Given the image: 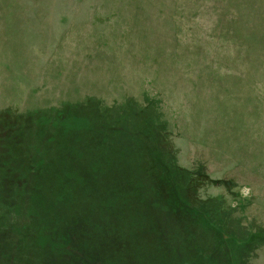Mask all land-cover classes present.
<instances>
[{"label":"trees","instance_id":"1","mask_svg":"<svg viewBox=\"0 0 264 264\" xmlns=\"http://www.w3.org/2000/svg\"><path fill=\"white\" fill-rule=\"evenodd\" d=\"M0 3L5 16L6 11L12 13L11 18L0 21V29L7 25L12 34L18 32L19 43L27 48L21 58L32 56L29 61L21 60L26 67L18 73V112L33 90L31 79L38 73L48 72L68 100L53 109L49 122H38L33 129L30 123L38 112L35 100L30 109L23 110L29 111V117L18 115V120L24 117V128H18L19 138L31 137L33 141L30 157L21 163L18 173L14 171L17 161L8 149L14 142L15 117L0 120V232L9 231L18 240V264H104L99 253L90 257L82 253L86 233L103 234L115 242L107 264H146L144 247L135 238L156 241V251L164 253L158 264H169L172 258L176 264H184L181 258L187 253L161 243L174 231L194 242L191 229L198 222L209 227L215 245L224 247L223 251L228 243L242 247L250 240H264V211L258 209L261 197L240 195L241 188L250 192L240 182L242 162L234 163V167L222 165L223 159L244 147L239 144L244 128L237 127L240 124L232 116L231 127L220 124L224 121L219 109L226 103L220 105L219 95H214L217 79L205 74L214 68V54L205 56L204 64L198 67L199 57H193L203 39L200 34H190L195 24L202 26L206 37L209 30L221 29L226 38L234 37L233 46H228L241 50L244 57L246 46L234 30L240 9L231 10L223 0L215 12L217 19L211 20L201 14L207 5L201 6L199 0H21L17 10L5 1ZM186 10L191 11L189 17ZM183 18L188 21L185 28ZM253 26L263 31L254 43L260 46L264 39L263 14L257 15ZM134 34L164 43L148 42L150 52L142 54L144 46L137 44ZM123 41L128 42V49L118 54L106 50ZM125 59L135 62L136 69L120 72ZM164 63L166 70L160 68ZM77 65L84 70L80 76ZM175 70L179 71L177 78L170 82L165 74ZM114 72L122 77L116 80ZM84 73L86 76H82ZM66 74L75 83L65 80ZM14 82L0 75V85ZM219 92L226 96L221 83ZM16 110L17 104H13L12 112ZM0 111L6 114L1 105ZM219 131L221 134L216 135ZM210 135L217 136L214 143L205 142ZM61 142L66 148L59 156L62 172L45 187L42 172L48 164L38 162L40 149L47 146L50 152H58L56 146ZM100 148L105 158L122 155L126 163L121 171L107 161L102 166L96 156ZM115 149L117 153L112 152ZM51 154L44 158L48 163L51 158L55 161ZM132 156L139 158L138 163L132 162ZM155 163L162 166L166 179L156 168H148ZM171 171L186 177L182 187L177 185L178 177L167 175H172ZM222 197L229 198L228 202ZM154 212L156 216L151 217ZM17 220L15 233L16 228L11 226ZM241 225L246 230L239 229ZM241 231L245 232L242 237ZM30 241L37 243L34 250L47 263L28 258L26 243ZM39 246L46 249L42 251ZM255 264H264V257Z\"/></svg>","mask_w":264,"mask_h":264},{"label":"rangeland","instance_id":"2","mask_svg":"<svg viewBox=\"0 0 264 264\" xmlns=\"http://www.w3.org/2000/svg\"><path fill=\"white\" fill-rule=\"evenodd\" d=\"M5 1L8 6L12 8V10L18 9V3L21 2V0H0ZM193 1V0H192ZM197 1V0H196ZM223 0H199V2H202L204 5H207V8L202 11V15L205 14V16L208 15V17L211 20H216L217 14V6L219 2ZM227 6L231 7V10L233 8L240 9L238 12V19L236 20L238 24L234 26L235 34L238 36V39L241 40L242 44H244L246 47L243 48V51H246V54L244 57L240 56L241 50H235V47L233 46V40L234 37H228L224 35V32L222 30L214 31V28L209 30L206 37V31L204 29L201 31L202 26L199 27V25H194L192 28H190V34L195 37H199L201 35L202 37V46L198 50V53L196 52L195 56L193 58H198L197 64L198 67H201L204 62L205 56L214 54L215 58V64L213 70L211 72H205L207 75H213L217 79V86L216 91L217 93H214V95L218 97V102L221 105L222 102L226 103V107L221 109V118L224 121L225 127L232 126V122H230L229 117L232 116L237 122V127H243L244 130L241 134V140L239 142L240 145H244L241 151L237 150L236 155H233V157L225 158L223 159V167H231L235 164L238 165L239 162H242L243 169L240 176V182L247 185L248 189L245 188L240 189V195L242 197H250V195L257 194L261 197V200L258 205V209L261 213L264 211V39L260 41V46H254V43L257 41L258 34L263 33V31L258 30V27L253 26V22H255V19H257V15L259 13L264 15V0H224ZM1 4V3H0ZM241 5V6H239ZM200 6V5H199ZM0 21L8 18H11V10L6 11L5 14H3L4 10L0 8ZM200 10V9H199ZM194 12V8L191 10ZM188 10H186V16L189 17V14L191 13ZM230 12H227V15ZM196 16V10L195 14ZM184 24L183 27L185 28V23L188 21L183 18ZM228 21V20H227ZM224 22V20H223ZM225 21V25H226ZM182 27V28H183ZM261 27V25H260ZM17 33L12 34L11 28L7 25L2 27L0 29V75L4 77L5 79H8L10 77L11 79L15 80L17 83H13L11 85H0V105L4 109V112L6 114L4 115L3 111H0V120L5 117H10L13 115V123L15 125V132L13 135L14 142L8 144V149L10 152V155L17 161L15 172L18 173V171L22 168L21 163H25L26 159H29V155L31 152L30 147L32 146L33 141L31 140V137H24L23 140L19 138L20 133L18 132V128L22 129L24 126V117L22 116L18 120V115H24L26 117H29V111H23L24 108L30 109L29 106L32 105L33 101H36V106L38 108L37 114L34 116L33 122L30 124L31 128H35L36 124L38 122L46 123L45 121L49 122V119L52 115L53 109H55L58 105H62L64 103H67V98L64 94V92L61 90V87L58 85L57 81H54L53 78H51L50 74L47 72L46 75L43 73H38L36 77L31 79V84L28 81L29 85L33 86V90L28 96L25 97L24 100V106H22L19 112H18V73L24 67L25 65L21 64V60L29 61L32 56H24L21 58L23 51H25L26 45L19 43L18 37L16 36ZM200 34V35H199ZM134 37V40L137 41V44L141 45L143 44V48L140 49L143 52L149 53V43H164L162 40H149L144 39L143 35L141 34H134L132 35ZM215 37H217L215 39ZM193 38L192 40H194ZM215 39V40H214ZM147 41V42H146ZM128 42H121L118 43V45L110 46L108 49L110 53L118 54L121 50L128 49L127 46ZM231 44L232 46L229 47L228 45ZM219 45V47H218ZM188 46V44L186 45ZM189 45L188 47H190ZM164 47V46H163ZM187 48V47H186ZM152 49V48H151ZM238 49V48H237ZM219 54V55H217ZM188 61V58L186 59ZM261 60V62H259ZM6 62V65L4 64ZM135 62L130 61L129 59H125L121 62V68L120 72L124 70L132 71L136 68L134 67ZM4 64V65H3ZM231 65H235L236 67L234 70L231 68V72L228 67ZM78 66L77 76H80L82 71V67L80 65ZM139 66V64H138ZM167 65L164 63L163 65H160V68L163 70L165 69ZM186 65L183 67L185 68ZM189 67V66H188ZM138 68V67H137ZM145 69V68H144ZM180 69L182 68V65L180 66ZM150 70V69H149ZM166 70V69H165ZM179 70V68H178ZM139 72V70H137ZM145 70L144 72H146ZM106 73V72H105ZM149 73V72H148ZM179 71H168L167 74H165L167 80L172 82L174 78H177V74ZM107 75V74H106ZM82 76H86V73H84ZM114 77L116 80H119L122 76L119 74H116L114 72ZM82 78V77H81ZM65 80L72 82V77L70 75H65ZM115 80V81H116ZM82 82V81H80ZM186 85L188 84L185 81ZM219 83L222 84L223 87L226 89V96H220L219 92ZM199 85L202 86L203 82L202 80L199 82ZM188 88H190V85H187ZM203 88V87H202ZM204 89V88H203ZM204 90L201 92L203 93ZM211 92V91H210ZM210 92H207L210 93ZM13 104H17V110L15 113L12 112V106ZM23 104V102H22ZM262 104V106H261ZM256 106V107H255ZM9 109L10 111L6 110ZM21 112V113H20ZM227 113V114H226ZM226 114V116H225ZM229 114V115H228ZM231 114V115H230ZM16 115V116H15ZM227 117V118H226ZM238 117L240 122L238 123ZM29 119V118H28ZM228 120V121H227ZM37 121V122H36ZM219 124V125H220ZM23 125V126H22ZM38 125V124H37ZM24 128V127H23ZM65 130V129H64ZM63 130V131H64ZM221 134L219 131L218 134ZM215 135V137H217ZM215 137L210 135L205 137V142H211L214 143ZM29 139V140H28ZM253 141L255 142V145L253 144ZM234 142V141H233ZM246 143V145L244 144ZM67 143V142H65ZM237 144V143H236ZM66 145V144H65ZM176 148L178 147L177 144ZM212 145V144H211ZM257 146V147H256ZM56 148L59 150L58 152H50L47 149V146L41 147L39 155L40 157L37 158L38 162L41 164L44 162L48 164V167H45L43 169V176H44V186L47 187V184L54 183V179L57 178L56 175L61 170L60 163L61 159L59 160V156L61 153L65 152L63 142L58 143ZM251 151V153H249ZM113 153H117V150H113ZM29 153V155H28ZM53 154L55 157V161L51 158L50 165L48 163V159H44L45 157L48 158L49 154ZM259 153V154H258ZM51 154V155H52ZM118 155V157L114 156ZM111 155L109 158H105V154L102 153L101 148L98 151V154L96 155L99 159V161L102 162V166H106V161L110 163H114L115 165H118L119 171L122 169L124 163L126 161L122 158V155L120 154H114ZM202 156V155H201ZM206 157H209L208 155H205ZM131 159L134 164L138 163L139 158H134L135 156H132ZM146 157V156H145ZM222 155H220V158ZM21 159V161H20ZM106 159V160H105ZM70 162L75 163V159L69 160ZM37 162V163H38ZM150 164V163H149ZM45 166V164H43ZM156 168L157 172L162 176L163 180L166 179L162 166L161 165H149L148 168ZM234 167V166H233ZM2 168V167H1ZM240 166L236 167V171H238ZM70 169V167H69ZM68 169V170H69ZM85 167H83V170ZM171 174H167L169 177H178L180 180L177 182V185L181 184L184 185V181L186 180V177L183 174L176 173V171H171ZM144 174V172H142ZM250 173L255 174L256 176H251ZM176 174V175H175ZM70 177V175H68ZM254 177V178H253ZM49 178V179H48ZM32 182H35L33 180ZM164 182V181H163ZM34 184V183H33ZM37 183L34 184V186ZM56 186V185H55ZM57 190V186L55 187ZM161 187V192H162ZM160 189V188H158ZM157 189L155 190V192ZM225 199V197H222ZM33 200L37 198H32ZM225 200H229V198H226ZM7 202V201H6ZM25 202H27V199H25ZM225 201V203H227ZM9 203V201H8ZM220 206L222 204L216 203ZM219 209V206H218ZM46 210V209H44ZM136 214V213H135ZM154 214V215H153ZM151 214L152 216H156V212ZM14 215V212H13ZM18 215V210L16 212V216ZM264 215V214H263ZM256 219V218H255ZM258 219V218H257ZM12 221V220H11ZM227 223L228 220H227ZM15 226H11V228H16L14 232H18V220L16 223L13 222ZM243 225L239 227V229H243ZM246 230V227H244ZM194 242H189L183 237H180L178 233L175 231L171 233L167 237V241H162L161 244H164V246L169 248H176L178 247L180 249V252L187 253V256L185 258H181L184 260V264H255V261H260L262 259V256L264 257V240H250L246 246H235L231 243H228L225 247V250L229 251L225 253V250L223 251L224 247L219 249L217 245H215L214 241V235L212 231H210L209 227H206L205 224L196 223L193 228L191 229ZM89 232V231H88ZM90 233V232H89ZM245 235V232L241 231L239 236ZM210 238V240H209ZM83 244H82V253L85 257H90L91 254L97 255L99 253V256H101L102 261L104 264L110 263L108 259V256L112 254L110 248L111 243L110 239H106L105 235L103 234H96V235H86L82 237ZM136 243L142 247H144L145 256L143 258V261L146 264H158V261L160 258L163 257L164 253H160L156 251V241L153 243L152 240H141V238H135L134 239ZM134 241V242H135ZM31 242V241H30ZM158 242V241H157ZM115 242L113 243V245ZM27 250H28V258L30 260L40 261L44 256L40 257L39 253L35 252V248L37 247V243L31 242L26 243ZM31 248H30V247ZM40 249L43 251L46 249V247L39 246ZM203 248V249H201ZM222 250V251H221ZM172 250H170L171 252ZM200 252L202 254H200ZM211 252V255L208 256L207 253ZM223 252V253H222ZM47 254V251H46ZM198 258L201 260L198 261ZM115 260V259H114ZM41 261H46L47 259H43ZM40 261V262H41ZM221 263H220V262ZM176 264V261L174 258H172L169 262V264ZM0 264H18V240L10 235L9 231L2 230L0 232ZM24 264H27L26 262ZM29 264V263H28ZM142 264V263H141Z\"/></svg>","mask_w":264,"mask_h":264}]
</instances>
